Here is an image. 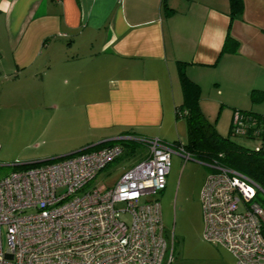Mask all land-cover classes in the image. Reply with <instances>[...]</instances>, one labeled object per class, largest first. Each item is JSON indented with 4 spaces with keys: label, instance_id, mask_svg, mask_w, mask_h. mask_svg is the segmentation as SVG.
Returning a JSON list of instances; mask_svg holds the SVG:
<instances>
[{
    "label": "crops",
    "instance_id": "crops-1",
    "mask_svg": "<svg viewBox=\"0 0 264 264\" xmlns=\"http://www.w3.org/2000/svg\"><path fill=\"white\" fill-rule=\"evenodd\" d=\"M1 17L0 50L18 66L3 84L57 92L56 114L33 109L30 132L52 133L58 123L57 131L78 129L76 142L154 136L183 100L181 61L201 88L222 91L240 78L246 90L264 88L260 73L253 76L264 73V0H244L234 18L229 0H0ZM229 32L235 51L224 49Z\"/></svg>",
    "mask_w": 264,
    "mask_h": 264
},
{
    "label": "built area",
    "instance_id": "built-area-1",
    "mask_svg": "<svg viewBox=\"0 0 264 264\" xmlns=\"http://www.w3.org/2000/svg\"><path fill=\"white\" fill-rule=\"evenodd\" d=\"M234 121L241 124L239 112ZM119 138H137L149 153L110 187L86 189L125 153L122 142L0 177V264H171L173 237L168 254L156 194L166 186L174 144L159 137ZM179 150L190 157L183 146ZM213 168L202 190L205 237L230 250L237 264H264V206L256 199L260 185L231 166Z\"/></svg>",
    "mask_w": 264,
    "mask_h": 264
},
{
    "label": "rangeland",
    "instance_id": "rangeland-1",
    "mask_svg": "<svg viewBox=\"0 0 264 264\" xmlns=\"http://www.w3.org/2000/svg\"><path fill=\"white\" fill-rule=\"evenodd\" d=\"M0 34L3 44L6 45L7 36L2 17L0 18ZM34 66H38V63H35ZM0 69L4 72V74L2 72L0 74V84L2 83V88L0 87V177L38 164L31 163L35 159L31 157H36L34 156L36 154L48 153L47 155H52L49 153H53L52 150L56 149L55 151L58 152L55 153L59 154L50 156L56 157L100 141L76 142L72 134L76 127L57 131L58 123L50 128L53 129L52 133L30 132L28 126L32 122L30 119L33 117L31 112L33 109L44 107L48 111L51 110L52 114H56L57 102L53 104L54 101L50 99L54 97L57 100V92L49 91L46 96L38 90L25 92L16 87L5 86L8 83L4 82V79L12 77L18 69L9 50H0ZM258 69L260 70L259 67ZM258 73L260 74L257 78L264 80V73L257 72L253 76ZM240 79L234 85L227 82L222 91H218L212 83L203 84L200 104L210 119L209 121L220 134L230 135L232 139L244 145L258 147L261 144V138L257 135H247L241 132L230 134L234 108L264 113V98L253 101L250 95L251 88L246 90L242 87L244 80ZM176 91L179 92L178 98L181 99L180 84L179 89L176 86ZM54 131L55 133H53ZM155 131L154 136L148 137H159L174 144L166 186L156 194L162 204L164 236L169 243L168 254L171 252L173 237L174 259L171 264H237V258L230 250L205 237L206 222L202 190L207 176L214 168L194 154H191L189 158L181 154L180 144L188 139L186 117H175L174 115L170 120H166L162 126L156 127ZM133 136L140 137L143 135L135 133ZM41 138H44L45 141L37 144L36 140ZM116 141L126 144L130 147V151L125 152L102 168L87 184L86 189L99 185L109 187L114 185L126 169L145 158L149 153L148 146L137 138L111 140V142ZM94 147L91 146L90 148ZM188 152L186 150L185 153ZM45 161L48 160L39 163ZM16 162L21 164H15ZM63 189L61 188V190ZM259 192L260 195H264L263 191ZM124 217L129 219L127 214H124Z\"/></svg>",
    "mask_w": 264,
    "mask_h": 264
},
{
    "label": "trees",
    "instance_id": "trees-1",
    "mask_svg": "<svg viewBox=\"0 0 264 264\" xmlns=\"http://www.w3.org/2000/svg\"><path fill=\"white\" fill-rule=\"evenodd\" d=\"M229 1L231 18L241 15L244 9V0ZM238 46L239 40L229 32L225 39L224 49L235 51ZM181 62L180 78L183 100L175 105V116L186 117L188 139L181 142L180 146L189 151V155H196L211 167L213 164L228 165L252 177L260 185L256 199L264 206V195H260L259 192H264V113L234 108L230 126V134L241 132L259 136L261 144L258 147L244 145L232 139L230 135L220 134L201 107L202 88L200 83L186 73L185 62ZM250 95L253 101L261 100L264 98V88L255 87L251 90ZM236 112L241 115V124L234 121ZM238 126L244 130L239 131ZM111 143V140H106L96 143L94 146L99 147ZM125 146L127 145L125 144ZM127 151H130L128 146L125 152L127 153Z\"/></svg>",
    "mask_w": 264,
    "mask_h": 264
},
{
    "label": "water",
    "instance_id": "water-1",
    "mask_svg": "<svg viewBox=\"0 0 264 264\" xmlns=\"http://www.w3.org/2000/svg\"><path fill=\"white\" fill-rule=\"evenodd\" d=\"M112 139H115V138L103 139V140H100V141H98V142H96V143H100V142H104V141H106V140H112ZM96 143H94V144H90V145H88V146H86V147H83V148H81V149H78V150H75V151H72V152L80 151V150H83V149H85V148H88V147L94 146ZM72 152H69V153H67V154H70V153H72ZM67 154H64V155H67ZM64 155H60V156H56V157H52V158H47L46 160H52V159H54V158H58V157H61V156H64ZM41 161H42V160H40V161H38V162H41ZM32 163H36V162H32ZM15 164H21V163H20V162H16Z\"/></svg>",
    "mask_w": 264,
    "mask_h": 264
}]
</instances>
